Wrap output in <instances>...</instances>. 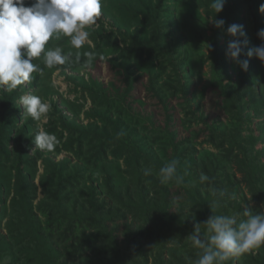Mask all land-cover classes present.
I'll use <instances>...</instances> for the list:
<instances>
[{
    "label": "trees",
    "instance_id": "16d2710c",
    "mask_svg": "<svg viewBox=\"0 0 264 264\" xmlns=\"http://www.w3.org/2000/svg\"><path fill=\"white\" fill-rule=\"evenodd\" d=\"M180 1L184 8L192 9L187 21H194L197 26L201 18L198 8L204 7L209 16L215 14L212 0H101L98 25L96 21L85 28L90 42L76 49L67 36L50 38L46 50L60 47L64 54H72V60L49 68L44 63L43 53L34 58L32 62L39 65L41 71L32 74L29 87H34L36 95L50 105L46 114L49 122L44 123V127L57 138L58 143L52 151L37 148L32 153L33 141L44 117L35 121L27 115V120L20 124L17 99L21 91L26 90L24 85L12 91L0 88V261L60 264L67 253H63L62 246L69 247L83 238L74 247L86 251V264H90L92 255L105 258L100 260L103 264H195L202 251L195 248L189 238L195 224L201 223V232H206L203 222L211 215H231L233 194L230 190L214 188L202 194L193 185L195 181L202 182L196 175L182 184L174 180L162 181L154 175L156 169L160 170L172 160L178 162L180 175L182 167L194 168L196 164L195 158L188 154L196 148L183 147L187 139L180 137L175 120L177 110L168 97L181 101L176 106L181 113L183 109L188 111L189 124L210 122L204 114L198 113L200 107L189 92L190 77L184 75L191 69L186 60L191 57L192 48L186 43L187 35L184 37L180 33L183 30L179 21L184 19ZM26 2L30 4L32 0ZM261 3L264 0H226L223 10L215 14L225 24L222 28L211 26L204 50L213 60L212 70H219L220 82L227 79V62L231 60L226 55V46L232 37L225 29L232 23L243 25L244 29L240 13L245 6L253 21L259 22L264 16L258 11ZM253 27L254 37L257 26ZM241 39L247 41L240 58L249 60L248 69L240 73L239 83L230 85L238 88L236 91L228 89L229 85L222 86L221 97L216 99L218 106L224 101L221 112L233 117L235 130L230 132L222 121L213 122L210 141L220 148L227 145L230 157L238 152L235 157L241 158L243 181L252 186L256 200L261 199L264 205V166L257 156L264 155V149L255 147L257 141L264 140V93L249 85L261 84L258 77L252 76L258 70L256 59L245 55L255 45L247 34ZM77 55L79 61L75 60ZM159 58L165 63L161 64L164 65L160 68L162 74L170 69L172 74L161 82L154 65ZM103 63L114 72L109 82L101 81L94 73L95 69L103 73ZM55 69L66 73L77 93L89 96V109L86 110V103H82L84 97L77 101L66 99L64 108L60 105L56 96L60 92L56 91L51 77ZM71 69L80 75L86 72L87 76H77L70 72ZM145 77L148 81L142 88L148 95L156 96L163 106L164 121L158 125L152 122L143 127L134 126L129 131L122 116L112 112L118 107L119 114L128 112L137 119L141 117L132 107L135 102L143 106L135 91L138 82ZM246 83L247 89L243 91ZM66 110L74 117L65 114ZM83 115L87 124L82 120ZM148 116L144 112L140 119L145 121ZM252 117L259 119L260 136L254 132L243 135L244 125L250 123ZM179 122L182 124L184 120ZM155 144L159 150L154 149ZM64 154L68 155L64 157ZM188 157L189 161H184ZM122 158L126 164L135 161L136 168L131 173L133 180L123 176L119 162ZM182 161L185 165L180 167ZM149 164L153 167L146 175L139 167L147 169ZM208 165L209 160L202 172L210 174L211 181L205 184L214 187L217 175L209 173ZM184 184L194 206L191 211L183 203L179 206L180 201L175 200L179 199L177 188L175 192L172 190L173 187L181 190ZM219 193L223 194L221 198ZM197 213L198 219L195 218ZM81 226L86 229L77 236ZM261 258L260 264H264L263 254ZM250 259L254 260L252 256ZM234 260L228 264H233Z\"/></svg>",
    "mask_w": 264,
    "mask_h": 264
},
{
    "label": "clouds",
    "instance_id": "9594fccd",
    "mask_svg": "<svg viewBox=\"0 0 264 264\" xmlns=\"http://www.w3.org/2000/svg\"><path fill=\"white\" fill-rule=\"evenodd\" d=\"M225 3L226 0H212L211 8L217 14L223 10ZM101 7V0H32L30 4L26 0H0V88L12 91L24 85L26 90L21 91L23 95L17 99L24 108L22 114L27 113L35 121L44 117L41 126L49 122L46 114L50 105L36 95L34 87L33 94L30 93L32 74L41 71L39 65L32 62L33 59L43 53L44 63L49 68L69 63L72 60L71 53L64 54L60 47L46 50V44L50 38L64 35L70 38L72 47L80 49L89 37L85 28L96 23L101 15ZM258 11L264 13V3L260 4ZM215 14L210 22L214 27L222 28L225 21L216 18ZM225 31L232 37L227 42L226 55L242 71H247L249 60L240 58L242 47L247 43L241 39L246 36L243 25L232 23ZM257 36L264 41V28L257 31ZM245 55L249 58L255 56L264 63V43L249 48ZM75 60L79 61L80 56L77 55ZM65 114L74 117L68 110ZM33 143L41 150L52 151L58 141L54 135L41 128L37 130ZM34 150L32 153L37 148ZM177 163L172 160L160 168L162 181L184 183V177L177 173ZM149 172V169H145L146 175ZM208 180L207 175L201 174L200 181ZM243 217L238 219L236 215H211L203 222L206 232H201V223H196L189 238L192 245L202 251L195 264H228L231 259L264 246V214H253L245 207ZM0 264L6 262L0 261Z\"/></svg>",
    "mask_w": 264,
    "mask_h": 264
},
{
    "label": "rangeland",
    "instance_id": "374dc122",
    "mask_svg": "<svg viewBox=\"0 0 264 264\" xmlns=\"http://www.w3.org/2000/svg\"><path fill=\"white\" fill-rule=\"evenodd\" d=\"M191 1H194V0H191ZM195 3L197 4V2ZM200 6L202 5L200 4L199 7ZM184 7L185 5L183 4L182 1H180L179 8L184 18L183 21L182 19L179 21L181 25V29L183 30V32L180 30V33L184 37H186L187 35L188 38H186V43L189 42L190 47L192 48V55L191 57L188 58V60H186V62L190 65L191 69H189V72L184 73V75L190 77L189 92L191 93L192 96L195 97L196 102L200 107L199 109L202 111L198 113L202 115L204 114L206 119L209 120L210 122L189 124L188 123L189 116L187 115L188 111L183 109L181 113L178 111V108L176 106L178 103L180 104L181 101L178 98L175 99L171 96L168 97V101H171V105L175 107L177 110L175 112V120H176V127L178 128V132L180 133V137L185 136V139H187V141L183 144V147L185 148L189 147V149L190 147L196 148V149L188 151L189 157L190 156L194 157L196 160V164H194L193 166L194 168H190V167L187 168L185 163L182 161V165L179 164V166L181 167L185 165V167L181 168V171H180L181 176L184 177V180H190L192 175H196L197 177H200L201 174L207 175L206 173L202 172V169H203V166L207 164V161L209 160L208 171L209 173L213 172V174L217 175L215 179L213 180V181H216L217 183L215 184L214 187H213V184H205L211 181V176H209L210 174H208L207 175L209 177L208 181H204V182L200 181L202 184L201 183L199 184V182L197 181L193 183L195 188H198L202 194L208 190L214 191V188H225L227 190H230L231 193L233 194L232 199H230L233 202V204L231 205L232 208H230L229 211L231 212V215H236L238 219L244 218L243 212L245 210V207L249 208L253 212V214H257V213L264 214V205L262 204V200L261 199L256 200V196H254L252 186L248 184L246 181H243V174H242L243 167L240 164L241 158L235 157V155L238 152L234 153V157H230L229 152L231 151H228V149H226L228 148L227 145L223 148H220V147H216L215 145H213L210 141L212 138L211 126L214 124L213 122L222 121L224 124L228 125V127L230 128L229 129L230 132H233L235 130V127L233 125L234 123L233 117H231L225 111L221 112V108L224 109V106H223L224 101L223 102L220 101L221 105L218 106L216 104L217 103L216 99L221 97L222 86L229 85L230 88L228 87V89H233L234 91L238 89V88H231L230 85L234 83H239L240 80H242V75L240 74L242 73V70L231 59L227 62V67L229 69L227 72V79L221 80V82L219 81V78H220L219 70L218 71H216L215 69L212 70L213 60L208 55V53L204 50L207 33H209V30L211 26L213 25L210 22V18L212 16H209V14L206 13V10L204 9V7L198 8L199 13L201 14L200 16L201 18L197 21L198 23V26H197V24H195L194 21L193 22L187 21L188 18L190 17L188 13L189 11L192 12V9L184 8ZM240 14L244 19V32L248 35V38L251 40V43L253 44V46L254 45L257 46V45H260L261 43H264V41L258 38L256 34V32L259 29H261V27L264 28V16L259 22L255 23L253 19L251 18L249 8H247L246 6L244 7V10L241 11ZM260 22H262V26L260 25ZM180 25L178 26V33H179ZM253 25L257 26L254 37L252 36V33H251L252 30L254 29ZM86 42H90V39H88ZM249 59H252V60L256 59V66L258 70L255 71L254 75L252 76L258 77L261 82V84H258L256 82V84L251 83L249 85L254 86L255 88L259 89L260 91L264 93V63H262L255 56ZM161 64H165L163 62V59L161 58L155 60L154 62L155 68L159 74L160 82L165 80L169 74L172 76L170 72L171 69L168 70L166 73L162 74L160 68L163 67L164 65L161 66ZM102 67H103V73L100 74L98 69H95L94 70L95 75H99L100 80L103 82L111 81L114 77L113 75L114 72L110 71L111 69L109 68L108 64L103 63ZM221 69L224 70V66H221ZM70 72L73 73L75 71L71 69ZM75 73L77 76H83L86 74V72L81 73L82 75L78 74L77 72ZM51 75H52L51 77L53 79V83L55 84V87H56V91L60 92L56 96L59 99L60 105L62 107L66 103L65 102L66 99L77 101V99H79L80 97H84V100H82V103H86V110L91 107L90 106L91 100L89 99V96L84 92L77 93L75 89H73L74 84L71 82L70 79H68V76L66 75V73H64L63 70L55 69L53 70ZM237 77L239 80L236 81ZM86 80H88L87 77H86ZM147 81H148V77H145L144 80L139 81L137 84L138 89H136L135 91L139 97L137 100H141L143 103V106L140 107L135 102L134 106L132 107L135 109L134 111L135 113L139 111V113L141 114V117L144 115V112L147 115L149 114V116L145 119V121H142V119H140L141 117L139 119L135 118V115L133 116L132 114L128 112L123 115L119 114L120 112H119L118 107H116V109L118 110H115L112 112L115 116L116 115L120 117L122 116L121 119L128 126L129 131L133 130L134 126L143 127L144 125H150L152 122H154L155 125H158V123H161V120L164 121L163 116H164L165 110H163L164 109L163 106L159 103L156 96L154 98L148 95L146 93V90L142 88L144 84H146L145 82ZM242 88H243V91L246 90L247 83L244 84ZM30 93L33 94L32 87H30ZM22 95L23 94H20L19 98ZM18 106H19V109H18L19 117H23V118H20L21 119L20 124H23L27 120L28 114L27 113L22 114L21 110L23 106L21 104H19ZM180 119H183L184 123L180 124L179 122ZM45 120L47 121L48 118H46ZM82 120L85 121L84 122L85 124H87L85 115H83ZM258 121L259 119H257L256 117L255 118L252 117L250 123H248L247 125H244L245 130L243 131V135L248 136L254 132L255 135L260 136L261 131L259 129ZM41 128H43L44 131L47 132V128H45L43 124ZM133 137H135V134H133ZM12 143L14 144L15 141H13ZM157 144L160 147L162 146L161 143H157ZM157 144L153 145V147L154 149L159 150V146ZM255 145H256L255 146L256 149H262V148L264 149V140L260 139L259 141L255 143ZM35 148H38V147H35ZM180 148L181 147L179 146L178 150ZM33 151H35L34 148L32 152ZM257 156L260 160V165L264 166V155L257 154ZM189 157L184 161L188 162ZM119 162H120V166L122 167V169L120 170L123 176L127 179L133 180L131 173L134 170V168H136L135 161L134 163L131 162L129 164H126L124 158H122L121 160L119 159ZM152 167L153 166L149 164L147 169L151 170ZM139 168H140V171L145 170L143 167H139ZM154 175L160 178L159 169L155 170ZM169 185H170V182H169ZM186 186L187 185L184 184L181 190L178 187H173L172 190L175 192V189L177 188V197L179 199H175V200L180 201L179 206L182 207V203H183L185 204V206L189 207V208L186 207V209H190L191 211L194 206H192V202H190L191 196L187 195L186 193ZM219 195H221L219 198L223 196L222 193H219ZM219 198L217 197L216 199L218 200ZM175 210L176 208H173L172 212H175ZM195 218L196 219L199 218L198 213L195 214ZM42 219L44 220L45 218H42ZM5 226H6V222H4L3 224V227ZM46 228L47 227L45 226V229ZM84 229H86V226H81L78 231L77 236L80 235V233H82ZM5 232L7 233L8 230H5ZM46 232H48V230ZM56 232L58 233L57 229H56ZM62 238L65 239L64 237ZM81 240H79L76 243H73L72 245L70 244L72 241H68L67 243L70 244L69 247L62 246L63 253H66V252L67 253L60 260L61 261L60 264H64L67 262L68 264H86V257H88V254H86V251H82L80 248L74 247ZM166 240L168 241L167 238ZM262 254L264 255V246H261L260 248H257V249H253L252 251L247 252L239 257H235L233 264H260L262 263V258H261ZM250 256H252L254 260L250 259ZM91 258L92 260L90 264H103L100 262V260L102 259L106 260L105 258H102L101 255H98V257L96 255H92ZM4 262L8 264L6 260H4ZM190 264H192V262Z\"/></svg>",
    "mask_w": 264,
    "mask_h": 264
}]
</instances>
